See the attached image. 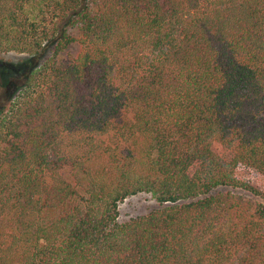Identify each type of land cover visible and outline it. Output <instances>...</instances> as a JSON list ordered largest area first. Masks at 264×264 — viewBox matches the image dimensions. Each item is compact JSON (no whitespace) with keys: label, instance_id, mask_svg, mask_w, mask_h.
Listing matches in <instances>:
<instances>
[{"label":"trees","instance_id":"1","mask_svg":"<svg viewBox=\"0 0 264 264\" xmlns=\"http://www.w3.org/2000/svg\"><path fill=\"white\" fill-rule=\"evenodd\" d=\"M48 49L0 117V264H264V0H0V52Z\"/></svg>","mask_w":264,"mask_h":264},{"label":"rangeland","instance_id":"2","mask_svg":"<svg viewBox=\"0 0 264 264\" xmlns=\"http://www.w3.org/2000/svg\"><path fill=\"white\" fill-rule=\"evenodd\" d=\"M78 48H73L76 52ZM48 49L41 57H30L26 54L0 52V117L9 108L20 88L24 85L28 75L38 68L49 56ZM229 190L223 189V193ZM239 193L235 191V194ZM247 200H255L249 193L238 194ZM156 207V202L150 194L141 193L127 198L119 205V221L126 222L130 219L147 214Z\"/></svg>","mask_w":264,"mask_h":264}]
</instances>
